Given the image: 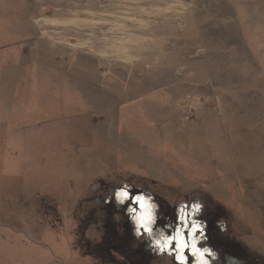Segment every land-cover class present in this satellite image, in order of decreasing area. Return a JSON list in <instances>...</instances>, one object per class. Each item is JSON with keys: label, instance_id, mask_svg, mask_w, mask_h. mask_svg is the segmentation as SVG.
<instances>
[{"label": "rangeland", "instance_id": "rangeland-1", "mask_svg": "<svg viewBox=\"0 0 264 264\" xmlns=\"http://www.w3.org/2000/svg\"><path fill=\"white\" fill-rule=\"evenodd\" d=\"M143 208L264 264V0H0V264H104Z\"/></svg>", "mask_w": 264, "mask_h": 264}, {"label": "flooded vegetation", "instance_id": "flooded-vegetation-1", "mask_svg": "<svg viewBox=\"0 0 264 264\" xmlns=\"http://www.w3.org/2000/svg\"><path fill=\"white\" fill-rule=\"evenodd\" d=\"M135 207L138 208L137 203L135 204ZM146 210L148 211V209H142L144 216L140 215V210L137 212V217H133V220H129V223L127 224L128 234L125 235L124 239L128 245H122L119 250H115L116 246H112V243L115 244L114 242L116 240L102 238L101 240L94 242L93 247H95H92L93 249L91 248V253L96 258L100 259L104 264H219L218 262H214V256L212 258L210 255L208 245H205V250L202 248L194 249L192 246L191 248H187V253L183 251V253H180V250L183 248L186 250V247H184L186 243L182 242L183 239L180 235L178 236L180 242L179 245L177 243L171 244V246L166 244V240L171 243L172 238H176L177 236H167L169 234H165L164 232V234L156 233V231L158 232L160 230L158 227L160 225L156 223L159 219H150V217H147V215H149V211L146 212ZM170 223L171 222L167 225ZM144 224H147V230L142 226ZM138 226H140L141 231L139 230L140 232L136 233L134 232V228L136 230L140 229ZM110 231H112V228H107V233ZM219 232L220 229L217 228L214 230V233L209 235L207 238L210 241L214 240L218 242L219 245H221V248L225 249L224 242L220 241L221 238L219 236ZM188 234L189 233H186L185 238H188ZM205 235L207 236V234ZM187 246L189 247L191 245L188 244ZM192 253L194 255H192ZM196 259L198 261H195ZM121 261H124V263H119Z\"/></svg>", "mask_w": 264, "mask_h": 264}, {"label": "snow or ice", "instance_id": "snow-or-ice-1", "mask_svg": "<svg viewBox=\"0 0 264 264\" xmlns=\"http://www.w3.org/2000/svg\"><path fill=\"white\" fill-rule=\"evenodd\" d=\"M138 199H139V198H137V200H138ZM142 226L145 227V229L147 230V224H144V225H142ZM194 227H195V225H194ZM177 242H178V241H177V238H175V237L172 238L171 243H169L167 240L165 241V243L168 244L169 246H171V244H174V243H177ZM184 247H187V244H185Z\"/></svg>", "mask_w": 264, "mask_h": 264}]
</instances>
